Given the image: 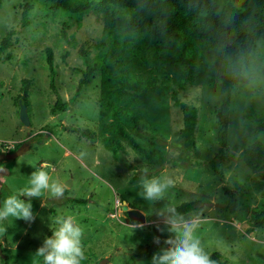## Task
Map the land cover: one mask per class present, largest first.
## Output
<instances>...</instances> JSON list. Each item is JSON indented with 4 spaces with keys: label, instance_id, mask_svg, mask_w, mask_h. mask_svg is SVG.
<instances>
[{
    "label": "rangeland",
    "instance_id": "1",
    "mask_svg": "<svg viewBox=\"0 0 264 264\" xmlns=\"http://www.w3.org/2000/svg\"><path fill=\"white\" fill-rule=\"evenodd\" d=\"M22 4V0H3L0 8V41L10 30L17 32L12 39H18L9 48L13 60L0 62V139L15 140L16 136H21L18 128L25 126L20 121L15 99L20 94L22 81L31 79L30 126L23 135L41 133L44 135L39 140L45 142L29 141L30 149L24 155L5 160L15 165L6 184L0 181V207L9 195L18 194L28 186L31 174L41 166H47L45 170L64 185L65 191L60 199L48 193L32 198L35 217L32 222L15 217L0 222V228L4 229L0 232V264L5 258L8 264H43V258L36 255L37 250L58 228L57 217L68 215L75 217L83 229L81 243L85 259L81 264H101L102 261L105 264H152L153 255L169 247L164 241L171 235L158 213L193 201L203 207L189 214H200L197 235L209 256L220 253L224 257L223 264H264V170L252 173L239 148L241 127L247 123L244 107H264V42L255 44L245 62L246 82L234 86L226 147L232 155L229 160L219 162L221 181L206 166L194 164L213 159L220 149L216 140L219 129L216 110L220 98L216 78H208L197 87L187 85L178 95L182 102L198 109L193 153L179 146L183 126L180 109L173 105L169 93L154 89L136 109L145 134L135 139L146 153L127 147L128 156L114 155L101 144L102 125L107 120L100 117L101 109L97 105L99 79L85 88L65 112L58 116L49 112L55 96L48 86L45 48L53 50L60 96L68 101L78 80L71 68L82 65L79 48L87 45L91 60L101 52L100 43L105 41L102 18L93 14L81 21L64 15L53 18L36 4L30 14L31 24L22 28ZM62 32L74 35L75 47L66 42ZM65 50L70 54L62 61ZM119 67L145 76L151 71L150 66L127 58ZM166 86L170 90L177 88L171 76L166 79ZM55 122L61 125L55 126ZM65 127L91 129L97 136L95 140H88ZM253 140L264 145V132L254 135L246 145ZM6 151L12 152L13 147L9 146ZM144 169L149 179L169 177L173 180L174 186L167 190L163 200L149 202L138 194L143 191L140 180ZM67 182H70L68 187ZM224 188L235 192L237 199L249 209L235 214L226 212ZM122 196L130 208L145 215L143 228L126 223ZM21 199L28 202L26 197ZM73 199L86 200V204L67 203ZM189 214L184 217L189 218ZM154 226H162L159 236ZM156 237L160 243L148 258L141 261L133 258L135 254L144 253L146 247L157 245Z\"/></svg>",
    "mask_w": 264,
    "mask_h": 264
},
{
    "label": "trees",
    "instance_id": "2",
    "mask_svg": "<svg viewBox=\"0 0 264 264\" xmlns=\"http://www.w3.org/2000/svg\"><path fill=\"white\" fill-rule=\"evenodd\" d=\"M3 0H0L2 8ZM20 25L22 28L31 24L30 14L36 4L47 10L55 18L66 16L81 21L93 14L103 21L105 41L100 43L101 52L91 60L87 45L79 48L78 56L82 65L71 70L78 77L74 93L68 101L60 96L58 67L53 50L45 48L46 66L48 68L49 89L55 96L49 112L52 116L65 112L75 102L81 92L99 79V97L97 105L101 109L100 117L107 121L102 125V146L114 155L128 156L127 147L146 153L135 137L144 136L137 119L136 109L143 103L147 94L154 89H162L170 94L173 105L182 113V129L179 132V146L193 153L195 150V130L198 122V109L182 102L179 92L187 85L200 86L208 78H216L220 89L216 118L219 124L216 140L219 151L213 159L195 165L206 166L222 181L223 174L219 162L230 159L232 153L227 150L230 107L234 98V86L245 83L243 69L246 60L257 42H264V0H22ZM15 30H10L0 41V62H10L13 54L9 48L18 39L13 40ZM62 37L72 47L76 46L74 35ZM72 40V42H70ZM69 51H63L61 60L65 61ZM137 61L142 66H150L148 76L121 69L123 59ZM171 76L176 89H168L166 79ZM31 79L22 81L19 96L15 99L18 109L19 101L29 114V92ZM247 123L241 127L239 148L247 167L252 173L264 170V145L253 140L254 135L264 132V107L247 105L243 109ZM61 125L55 122V126ZM78 132L88 140L96 139V132L87 128L65 127ZM41 131L45 132V129ZM44 134L29 135L25 142L39 140ZM24 143V142H22ZM13 146V151L21 146ZM12 151V152H13ZM6 153H9L6 151ZM226 195L223 209L235 214L246 211L249 206L237 199L236 193L224 188ZM121 199L125 201L122 196ZM73 205L86 204V200H67ZM204 206V205H203ZM175 208L180 215L199 211V203L184 202ZM264 223V219H263ZM162 226H154L159 236ZM151 248L144 253L135 254L138 261L148 258ZM210 258L216 264H223L224 257L212 253ZM2 264H8L7 258Z\"/></svg>",
    "mask_w": 264,
    "mask_h": 264
},
{
    "label": "clouds",
    "instance_id": "3",
    "mask_svg": "<svg viewBox=\"0 0 264 264\" xmlns=\"http://www.w3.org/2000/svg\"><path fill=\"white\" fill-rule=\"evenodd\" d=\"M6 145L9 146L7 143ZM4 151L2 153H5ZM46 167L41 166L34 171L29 178L28 186L3 201V206L0 207V222L8 217L32 222L35 219L30 202L32 198H40L45 193L55 199L64 196V185L58 179H53L45 170ZM143 171L140 180L143 191L138 194L149 202L163 200L167 190L174 186L173 180L169 177L149 179L146 175L147 169ZM21 197L28 198V202ZM158 215L164 218L168 226L166 230L171 235L164 241L169 247L154 254L152 264H216L202 247L197 235L201 219L199 213L189 214V218L186 219L177 213L175 208H167ZM55 222L58 228L53 231L52 237L45 239L36 255L43 258V264H81L85 259L81 243L83 229L71 215L57 217ZM2 231L4 229L0 228V232ZM154 243H160L159 237L154 238Z\"/></svg>",
    "mask_w": 264,
    "mask_h": 264
},
{
    "label": "water",
    "instance_id": "4",
    "mask_svg": "<svg viewBox=\"0 0 264 264\" xmlns=\"http://www.w3.org/2000/svg\"><path fill=\"white\" fill-rule=\"evenodd\" d=\"M19 118L22 124L25 127L30 126V120L27 112V108L23 103V98L19 101ZM30 149V144L24 142L21 144L20 147H18L15 151L9 152V153H0V164L5 160H15L16 158L24 155L27 151ZM67 187L70 185V182H67L65 184ZM123 207L122 210L126 213V223L130 226H138V225H144L146 223V217L145 215L137 210L132 209L128 206L126 201L122 202ZM101 264H105V261H102Z\"/></svg>",
    "mask_w": 264,
    "mask_h": 264
},
{
    "label": "crops",
    "instance_id": "5",
    "mask_svg": "<svg viewBox=\"0 0 264 264\" xmlns=\"http://www.w3.org/2000/svg\"><path fill=\"white\" fill-rule=\"evenodd\" d=\"M59 115V114H58ZM57 115V116H58ZM26 127H20L18 128V132L21 134V136H16V139H12V140H1L0 141H5V142H9V146L13 147L14 145L18 144V143H22L25 142L29 139V137L26 135H23V133H25L27 131V129H25ZM27 143V142H26ZM29 144V143H28ZM0 153H2V151L0 150ZM15 163H6L5 161H3L0 164V181L2 182V184H6L8 178H10L11 176V171L14 168ZM43 165V164H42ZM10 196V195H9Z\"/></svg>",
    "mask_w": 264,
    "mask_h": 264
},
{
    "label": "built area",
    "instance_id": "6",
    "mask_svg": "<svg viewBox=\"0 0 264 264\" xmlns=\"http://www.w3.org/2000/svg\"><path fill=\"white\" fill-rule=\"evenodd\" d=\"M8 147H9V146L6 145V143H1V144H0V150H2V149H3V150H6V149H8Z\"/></svg>",
    "mask_w": 264,
    "mask_h": 264
}]
</instances>
